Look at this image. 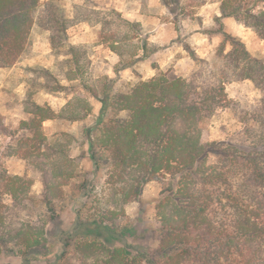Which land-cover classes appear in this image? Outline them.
Returning <instances> with one entry per match:
<instances>
[{"label": "trees", "instance_id": "trees-1", "mask_svg": "<svg viewBox=\"0 0 264 264\" xmlns=\"http://www.w3.org/2000/svg\"><path fill=\"white\" fill-rule=\"evenodd\" d=\"M250 2L221 0L217 21L225 39L217 65L197 59L206 67L188 78L160 73L117 91L114 80L89 71L86 51L68 44V31L80 23L100 24L108 34L104 44L119 57L120 68L128 69L145 51L130 35L140 33L139 23L116 10L96 20L99 14L87 4L75 5L71 18L60 0H0V68L19 63L32 48L33 34L46 33L54 53L67 48V80L79 83L56 112L34 96L67 87L47 69H30L35 75L27 81L26 119L15 133L0 123V135L10 138L3 156L25 160L44 186L36 196L32 180L0 165V264H50L55 244L48 225L58 217L56 205L64 201L65 188L78 176L70 151L87 144L94 177L102 172L106 180L103 187L85 179L73 188L84 201L76 212V229L59 238L62 253L56 264H264V60L223 30V20L235 18L264 41V11L256 10L264 0ZM120 25L129 33H121ZM242 81H251L262 96L255 108L236 111L245 126L244 143L205 142L208 120L230 102L226 85ZM83 91L102 103L99 123L80 138L67 132L48 142L46 121L78 123L90 116L93 108ZM162 175L169 178V188L158 205L156 249L130 253L129 247H110L82 232L106 230L116 238L129 233L131 228H120L118 219L138 201L143 187ZM107 185L111 193L105 196Z\"/></svg>", "mask_w": 264, "mask_h": 264}, {"label": "rangeland", "instance_id": "rangeland-1", "mask_svg": "<svg viewBox=\"0 0 264 264\" xmlns=\"http://www.w3.org/2000/svg\"><path fill=\"white\" fill-rule=\"evenodd\" d=\"M48 0H41L46 2ZM66 7L67 15L73 17L75 5H89L99 14L96 20L110 17L112 10L118 11L122 18L139 23L140 33L130 34L138 37L145 51L138 52L137 61L128 69H121L119 57L104 44L103 37L107 32L102 31L100 24L90 25L80 23L68 31V44L83 48L91 61L89 71L96 77L107 76L115 81L116 90L126 91L140 80L156 77L160 73L168 78H188L200 66H205L199 60L207 62L208 67L217 65L218 51L224 41V35L219 32L221 26L217 17L221 16V0H60ZM246 5H252L250 0H244ZM256 10L264 11V3ZM220 15V16H218ZM224 32L241 40L247 50L255 57L264 60V41L257 34L235 18L223 20ZM119 26L121 33H129L128 28ZM30 52L15 66L9 69L0 68V123L15 133L20 124L26 119L23 113V101L26 97L27 81L35 74L30 69L44 68L67 87L62 92H39L34 100L40 105H50L60 112L73 98L71 90H78V82L67 80L69 56L67 48L60 54L54 53L50 47L46 33L35 32L32 37ZM131 49V48H130ZM228 49V47H227ZM195 55V57H194ZM119 69L118 73L115 70ZM91 71V72H92ZM71 87L73 89H71ZM71 89V90H70ZM229 99L228 106L218 109L208 120L207 134L204 141L209 143H224L242 145L244 143V124L236 116L240 111L255 108L261 99V93L251 81L233 82L226 85ZM88 102L92 105L90 116L82 122L46 121L43 125L48 142H52L61 133H74L78 138L84 130L95 126L102 118V103L83 91ZM109 113L107 117L111 118ZM10 143V138L0 135V165L11 174L27 176L34 182L32 193L41 196L44 186L40 174L30 168L25 160L19 157L5 158L4 149ZM88 144L82 148L73 146L70 157L77 165V177L71 180L70 187L65 188V199L56 205L58 217L48 225L49 239L55 244L54 250L48 256L50 264H56L62 253L60 236L64 232L76 229L77 209L83 204V194L74 193L73 188L87 179L96 180V185L103 187L105 174L97 173L94 177V162L88 154ZM167 177L159 176L150 181L142 189L138 201L131 202L126 207L124 216L118 219L119 227L131 228L127 234L119 237L111 236L108 231L90 232L92 238L103 241L110 247H129L130 253L141 250L156 249L159 245L158 205L167 195L169 184ZM105 196L111 192L108 185L103 190ZM91 238V239H92Z\"/></svg>", "mask_w": 264, "mask_h": 264}, {"label": "crops", "instance_id": "crops-1", "mask_svg": "<svg viewBox=\"0 0 264 264\" xmlns=\"http://www.w3.org/2000/svg\"><path fill=\"white\" fill-rule=\"evenodd\" d=\"M218 16H220V15H218Z\"/></svg>", "mask_w": 264, "mask_h": 264}]
</instances>
